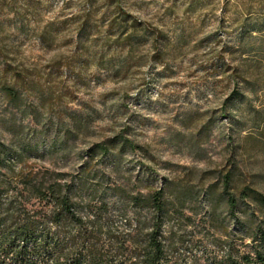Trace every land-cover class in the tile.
Listing matches in <instances>:
<instances>
[{"label":"rangeland","instance_id":"rangeland-1","mask_svg":"<svg viewBox=\"0 0 264 264\" xmlns=\"http://www.w3.org/2000/svg\"><path fill=\"white\" fill-rule=\"evenodd\" d=\"M30 179L104 241L162 192L172 259L264 252V0H0V203L54 234Z\"/></svg>","mask_w":264,"mask_h":264},{"label":"trees","instance_id":"trees-1","mask_svg":"<svg viewBox=\"0 0 264 264\" xmlns=\"http://www.w3.org/2000/svg\"><path fill=\"white\" fill-rule=\"evenodd\" d=\"M2 92L10 101L17 98L9 87H3ZM230 181L226 176L222 180V189L227 209L232 212L237 202L229 192ZM22 191L54 207L48 221L56 232L52 234L47 229L45 216L30 214L22 205L15 214L11 212L13 202L4 208L0 203V264H184L169 257L170 244L162 235L163 221L167 218L162 192L149 198L152 208L146 222L136 224L128 235L107 232L104 241L97 227L87 230L83 220L76 216L68 189L63 192L58 183L48 185L42 180L30 179L24 183ZM24 192H20L23 198ZM96 213L98 217L104 214L102 208ZM68 226L77 227V232L70 234ZM251 261L264 264V252L256 249L253 258L239 257L229 247L220 264H250Z\"/></svg>","mask_w":264,"mask_h":264}]
</instances>
